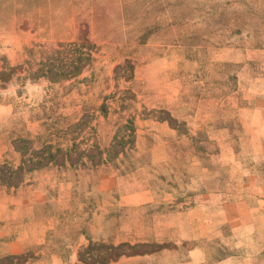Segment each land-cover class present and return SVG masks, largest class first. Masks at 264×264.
Here are the masks:
<instances>
[{"label": "rangeland", "instance_id": "rangeland-1", "mask_svg": "<svg viewBox=\"0 0 264 264\" xmlns=\"http://www.w3.org/2000/svg\"><path fill=\"white\" fill-rule=\"evenodd\" d=\"M0 264H264V0H0Z\"/></svg>", "mask_w": 264, "mask_h": 264}, {"label": "trees", "instance_id": "trees-1", "mask_svg": "<svg viewBox=\"0 0 264 264\" xmlns=\"http://www.w3.org/2000/svg\"><path fill=\"white\" fill-rule=\"evenodd\" d=\"M69 71L68 73H64V70L57 71V74L60 76H69L70 74L74 73V71Z\"/></svg>", "mask_w": 264, "mask_h": 264}]
</instances>
